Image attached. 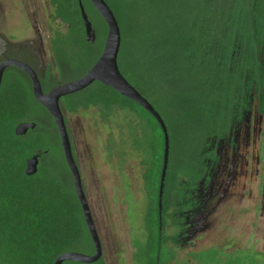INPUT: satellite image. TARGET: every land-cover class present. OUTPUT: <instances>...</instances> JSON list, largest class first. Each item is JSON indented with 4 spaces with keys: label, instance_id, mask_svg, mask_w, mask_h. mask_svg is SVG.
I'll return each instance as SVG.
<instances>
[{
    "label": "trees",
    "instance_id": "1",
    "mask_svg": "<svg viewBox=\"0 0 264 264\" xmlns=\"http://www.w3.org/2000/svg\"><path fill=\"white\" fill-rule=\"evenodd\" d=\"M81 1L96 30L94 41L85 38L79 0H50L53 18L68 25L66 32H54L51 45L76 72L73 77L83 75L96 62L107 34V24L90 0ZM107 2L122 17L120 69L146 98L161 103L162 112L172 117L176 131L169 135L171 144L187 138L192 143L189 152L193 151L197 144L194 125L226 109L232 93L244 87L247 77L264 81V0ZM16 77L8 78L0 91V264H54L66 251L92 254L94 244L58 128L48 109L32 95L29 79ZM112 104L134 115V124H128L134 144L150 156L144 174L146 191L152 197L145 218L149 232L146 264H169L175 250L166 245L171 242L178 248L180 243L167 232L162 215L172 202L174 175L185 165L183 159L177 160L182 153L172 155L171 147L160 208L165 139L156 118L100 81L66 100L65 107L78 112L99 106L107 117ZM21 122L36 125L18 135L15 128ZM36 153L40 155L38 171L27 175L26 160ZM63 264L107 262L101 257L93 263Z\"/></svg>",
    "mask_w": 264,
    "mask_h": 264
},
{
    "label": "flooded vegetation",
    "instance_id": "2",
    "mask_svg": "<svg viewBox=\"0 0 264 264\" xmlns=\"http://www.w3.org/2000/svg\"><path fill=\"white\" fill-rule=\"evenodd\" d=\"M50 16L53 17L52 12ZM55 20L63 23L58 18ZM30 27L32 31L23 36L0 31V65L9 60L27 64L35 71L45 93L57 85L80 77L64 78L63 73L71 72V70L69 64L62 59L60 51L52 48L53 35L50 37L48 49L42 30L34 23H31ZM14 74L29 79L33 95L30 74L14 64L5 68L0 91L8 78L17 79ZM78 92L61 97L60 106L82 177L70 119L73 115L87 109L69 112L65 107L66 100H71V97ZM95 107L102 110L99 106L90 108ZM116 108L119 106L112 104L111 115ZM102 114L104 117L103 110ZM110 114L105 118L111 116ZM205 122L194 125V138L197 144L190 155L192 160L190 167L178 168L172 180V202L168 212L162 215L163 221L167 224V232L176 236V242L180 243L178 248H185L186 245L195 247L196 240H200L202 235L211 228L221 209L232 212L239 205V215H252L247 223V226L251 227L249 236L244 242L242 238L247 235V231H240L239 236L236 237L229 235L227 239L229 247L225 251L235 258L236 252H243L246 258V253L250 254L251 250L254 254L264 257L263 238L258 236L262 228L257 221L261 219L264 222V81L261 78L247 77L244 87L237 88L232 93L229 106L217 115L206 119ZM130 139L132 142L128 144V147L133 149L135 143L133 132L130 133ZM113 147V144L107 143V150L111 156ZM145 154L142 160L145 166L144 174L151 164L150 156L146 152ZM123 177L126 178L127 185H124ZM121 179L122 187L129 189L130 177L122 174ZM83 186L85 189L84 182ZM86 195L88 198L87 192ZM234 214L235 212H232L233 217ZM96 226L100 235L97 223ZM227 229L236 231L235 227L228 226ZM251 237H254L253 242L250 240ZM100 238L103 246L101 235ZM166 247L177 249L171 242ZM208 247L193 248L192 252ZM102 257L105 258L104 246ZM226 263L233 264L232 261ZM243 263L262 264V260L252 257L249 260L244 259Z\"/></svg>",
    "mask_w": 264,
    "mask_h": 264
},
{
    "label": "rangeland",
    "instance_id": "3",
    "mask_svg": "<svg viewBox=\"0 0 264 264\" xmlns=\"http://www.w3.org/2000/svg\"><path fill=\"white\" fill-rule=\"evenodd\" d=\"M50 12H53L50 0H0V31L23 36L32 31L30 24L34 23L42 30L49 49V40L54 32H66L68 27L51 17ZM115 14L120 24L122 17L118 11ZM129 41L131 43L132 39ZM75 74L66 71L63 77L68 79ZM149 101L162 112L161 103L158 104L152 98ZM162 115L170 135L176 131L173 119L163 112ZM128 124H134V115L120 107L107 119L103 117L102 110L96 107L83 110L70 119L85 190L102 237L107 264H146L149 232L145 218L152 197L146 191L143 176L145 166L142 160L146 154L135 144L133 149L128 147L132 142V127ZM107 143L114 146L112 156L107 150ZM191 146L187 138L170 143V153L171 147L172 155L182 153V157H177V160L183 159L186 169L192 162V151L189 152ZM122 174L130 177L129 189L122 187ZM123 183L127 185L125 177ZM232 212H235L234 217ZM232 212L221 209L211 228L200 240H196V246L177 248L169 264H227L229 261L247 264L243 263L244 259L252 257L262 260L264 264V257L254 254L253 250L250 254L246 253V258L243 252L234 253L237 255L235 258L225 251L229 247V235L236 237L240 231H247V235L242 238L245 242L251 229L247 226L251 214L239 215V205ZM257 221L262 228L258 236L263 238L264 244V222L261 219ZM228 226L235 227L236 231L228 230ZM250 240L253 242L254 237ZM203 247L208 248L192 252L193 248ZM165 255L169 257L168 252Z\"/></svg>",
    "mask_w": 264,
    "mask_h": 264
},
{
    "label": "water",
    "instance_id": "4",
    "mask_svg": "<svg viewBox=\"0 0 264 264\" xmlns=\"http://www.w3.org/2000/svg\"><path fill=\"white\" fill-rule=\"evenodd\" d=\"M91 4L103 18L107 24V34L104 41V46L101 55L96 62L80 77L77 79L65 82L63 84L53 87L49 92H44L42 89L41 82L36 75L35 71L30 68L27 64L18 61H6L0 65V87L2 77L5 68L10 65H18L28 72L32 79V89L35 99L48 109L54 118V122L58 128L61 146L63 148L66 162L69 166L73 177V183L77 197L80 201L84 219L94 244V253L88 254L79 251H66L61 253L55 260L54 264H63L65 261H75L81 263H93L99 260L103 256V246L100 235L97 230V226L94 220L92 209L87 198L81 173L74 157L72 142L68 127L66 124L63 110L60 106L61 97L81 91L90 86L95 81H100L103 84L114 88L122 95L136 101L146 110H148L159 122L165 139V150H164V164L161 174V183L159 189V205L162 208V196L165 185V178L167 174V168L169 164L170 156V136L167 124L164 118L161 116L155 106L146 98L122 73L118 57L122 43V33L119 21L116 14L107 0H90ZM81 16L85 27V38L87 41H94L96 38V31L93 23L89 18V15L83 5L82 1L79 0ZM34 122H21L16 128L15 132L18 135L25 134L29 129L35 127ZM40 161L39 153L27 158L26 163V174L33 175L38 171Z\"/></svg>",
    "mask_w": 264,
    "mask_h": 264
}]
</instances>
